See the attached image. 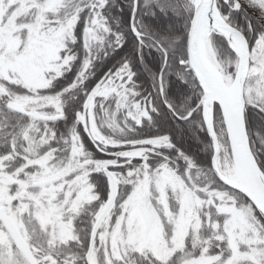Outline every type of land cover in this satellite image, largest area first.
I'll use <instances>...</instances> for the list:
<instances>
[{
	"label": "snow or ice",
	"instance_id": "snow-or-ice-1",
	"mask_svg": "<svg viewBox=\"0 0 264 264\" xmlns=\"http://www.w3.org/2000/svg\"><path fill=\"white\" fill-rule=\"evenodd\" d=\"M0 264H264V0H0Z\"/></svg>",
	"mask_w": 264,
	"mask_h": 264
},
{
	"label": "trees",
	"instance_id": "trees-1",
	"mask_svg": "<svg viewBox=\"0 0 264 264\" xmlns=\"http://www.w3.org/2000/svg\"><path fill=\"white\" fill-rule=\"evenodd\" d=\"M201 155H203V154H201Z\"/></svg>",
	"mask_w": 264,
	"mask_h": 264
}]
</instances>
